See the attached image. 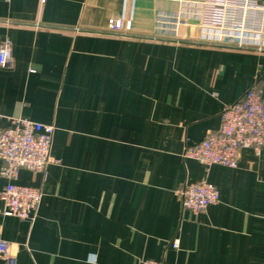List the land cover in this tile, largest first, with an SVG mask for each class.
<instances>
[{
	"label": "crops",
	"instance_id": "crops-1",
	"mask_svg": "<svg viewBox=\"0 0 264 264\" xmlns=\"http://www.w3.org/2000/svg\"><path fill=\"white\" fill-rule=\"evenodd\" d=\"M202 1L0 0L12 54L0 127L22 117L56 129V162L16 181L42 190L37 220L5 216L0 200L17 264H264V146L235 169L183 156L254 85L264 98V52L202 43L195 19L173 31L172 16ZM132 3L129 33L111 32ZM200 181L220 201L194 214L176 190Z\"/></svg>",
	"mask_w": 264,
	"mask_h": 264
},
{
	"label": "built area",
	"instance_id": "built-area-1",
	"mask_svg": "<svg viewBox=\"0 0 264 264\" xmlns=\"http://www.w3.org/2000/svg\"><path fill=\"white\" fill-rule=\"evenodd\" d=\"M133 11L134 3L131 11L127 12L125 8L121 16L110 21L109 30L127 35L131 29ZM172 17L175 32L179 26L187 25L189 20H197L202 43L264 52V4L257 0L185 3ZM165 19L158 21L159 28L167 23ZM11 65V46L5 42L0 47V67L9 68ZM221 120L220 130L209 133L198 145L186 147L184 158L204 166L220 165L235 169L242 150L252 149L257 154L261 152L264 146V98L257 85L236 103L225 106ZM8 122V127H0V174L7 181L0 192V200L5 216L33 224L38 218L44 194L40 189L19 185L16 181L23 169L44 174L56 162L52 156L56 129L53 125L22 117H10ZM176 195L183 209L194 214L203 213L220 201L218 188L207 181L186 182L176 190ZM179 245V240L173 242L174 248H179ZM0 257L7 264H17V254L11 242L0 241ZM138 264L169 263L143 259Z\"/></svg>",
	"mask_w": 264,
	"mask_h": 264
}]
</instances>
